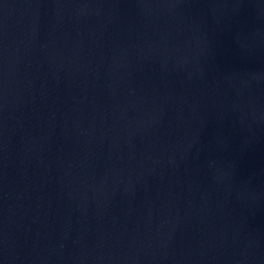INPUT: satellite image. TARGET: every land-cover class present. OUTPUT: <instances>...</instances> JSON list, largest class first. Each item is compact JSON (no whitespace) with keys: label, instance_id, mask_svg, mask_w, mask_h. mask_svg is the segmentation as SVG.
I'll list each match as a JSON object with an SVG mask.
<instances>
[{"label":"water","instance_id":"95a60500","mask_svg":"<svg viewBox=\"0 0 264 264\" xmlns=\"http://www.w3.org/2000/svg\"><path fill=\"white\" fill-rule=\"evenodd\" d=\"M0 264H264V0H0Z\"/></svg>","mask_w":264,"mask_h":264}]
</instances>
